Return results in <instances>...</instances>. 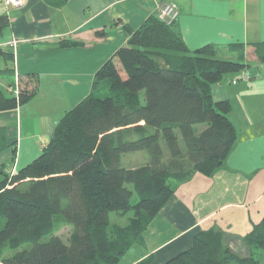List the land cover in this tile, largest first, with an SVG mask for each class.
Masks as SVG:
<instances>
[{
	"label": "trees",
	"instance_id": "16d2710c",
	"mask_svg": "<svg viewBox=\"0 0 264 264\" xmlns=\"http://www.w3.org/2000/svg\"><path fill=\"white\" fill-rule=\"evenodd\" d=\"M43 1L58 7L67 0ZM6 23L1 17L0 29ZM126 29L127 43L96 70L89 93L59 118L39 154L16 171L1 168L0 264H117L142 242L177 186L195 172L212 175L233 147L231 103L214 100L212 86L244 68L243 45L235 43L237 54L227 58L214 44L190 50L175 20L167 23L156 12ZM252 52L264 62V41ZM1 75L8 83L0 84V111L36 94L37 75L15 79L14 56L0 47ZM7 140L0 128V151ZM133 151L146 158L131 167L123 157ZM111 211L132 216L109 230ZM57 213L72 225L66 240L54 229ZM229 237L220 228L199 231L189 248L162 264H256L252 248H264V216L240 237L245 254L231 249Z\"/></svg>",
	"mask_w": 264,
	"mask_h": 264
},
{
	"label": "crops",
	"instance_id": "0c3cea01",
	"mask_svg": "<svg viewBox=\"0 0 264 264\" xmlns=\"http://www.w3.org/2000/svg\"><path fill=\"white\" fill-rule=\"evenodd\" d=\"M158 1L67 0L55 7L43 0H26L15 8L0 0V18L7 16L0 29V47L14 56L15 79L24 74L38 78L31 99L0 111V128L10 143H16L10 168H20L40 152L59 118L89 93L96 70L127 43L126 27H138L155 12ZM167 1L179 9L175 22L190 50L214 44L227 58L237 54L235 43L245 49L244 68L226 73L212 86L214 100L227 98L231 103L228 116L236 141L212 175L195 172L177 186L143 231L142 242L128 249L142 248L126 264L148 256L154 259L150 264H162L189 248L195 233L211 228L230 234L229 246L245 254L240 237L264 216V62L252 52L254 43L264 41V0ZM99 29H105L104 36L96 35ZM13 37L21 39L14 49L7 44ZM64 39L79 44L59 46ZM7 83L8 77L1 75L0 84ZM135 152L123 157L131 167L146 158L143 154L138 160ZM11 153V148L0 151V170ZM252 249L259 255L256 264H264V250Z\"/></svg>",
	"mask_w": 264,
	"mask_h": 264
},
{
	"label": "rangeland",
	"instance_id": "374dc122",
	"mask_svg": "<svg viewBox=\"0 0 264 264\" xmlns=\"http://www.w3.org/2000/svg\"><path fill=\"white\" fill-rule=\"evenodd\" d=\"M163 0H160L158 1L157 3V6H156V10L155 12L158 14L159 16V5L160 3L162 2ZM25 5V4H24ZM160 17V16H159ZM176 20V19H175ZM225 77V76H224ZM23 105V104H22ZM68 110V109H67ZM202 127V124L198 125L197 128H200ZM10 140H8V144H7V147L6 148H11V151H12V157H13V149H12V145L11 143L9 142ZM2 151V150H1ZM136 154V158H138V160L142 159L143 158V154L146 155V153L144 151H136L135 152ZM39 154V153H38ZM37 154V155H38ZM36 155V156H37ZM126 155V154H125ZM124 155V157H125ZM35 156V157H36ZM35 157H33L32 159H34ZM32 159H30L28 162H30ZM127 161L129 162V160H124V163L127 165ZM143 162V160L141 161ZM27 163V162H26ZM25 163V164H26ZM13 164V159L10 157L8 159V164H5L3 166V170H6V171H16L13 167L10 168V166ZM24 166V165H23ZM2 177V173L0 172V178ZM135 199V198H134ZM134 199L132 200V202L134 201ZM130 216H132V211H129V212H126V213H121V212H115V211H111L109 212V224H108V228L110 230V228L112 226H115V225H125L128 221H129V218ZM53 222H54V229L56 230V233L59 234L60 236L63 237V239L66 240L67 238V235L68 233L72 230V225L69 224V223H66L65 220H64V217L61 213H57L55 215H53ZM143 239V238H142ZM136 244V243H135ZM142 248L141 247H136L134 246L132 248V250H128L126 251L122 256L121 258L119 259L118 261V264H126L127 262L133 260L135 258V256H137L139 254V252H141ZM232 249V248H231ZM139 250V252H137ZM234 250V249H233ZM261 250H264V248H258V251H261ZM236 252H238L239 254H242L241 252H239V250H235ZM144 259V258H143ZM141 259V260H143ZM141 260H138L136 261L134 264L136 263H139V261ZM151 262L153 263L154 262V259L152 258L151 259ZM150 262V263H151ZM149 263V264H150Z\"/></svg>",
	"mask_w": 264,
	"mask_h": 264
},
{
	"label": "built area",
	"instance_id": "2783aa9c",
	"mask_svg": "<svg viewBox=\"0 0 264 264\" xmlns=\"http://www.w3.org/2000/svg\"><path fill=\"white\" fill-rule=\"evenodd\" d=\"M4 6H12L15 8H21L26 3V0H2ZM179 14L178 7L171 1L163 0L159 5V16L164 19L167 23L172 22L177 18ZM21 39L13 37L7 41V44L11 48H16L17 44ZM242 77H245V74L242 73ZM237 79H233L232 82L235 83Z\"/></svg>",
	"mask_w": 264,
	"mask_h": 264
}]
</instances>
